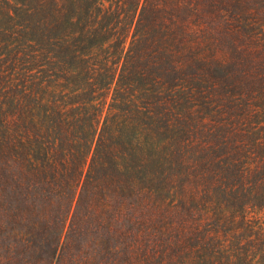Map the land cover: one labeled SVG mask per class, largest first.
Wrapping results in <instances>:
<instances>
[{
	"label": "trees",
	"instance_id": "trees-1",
	"mask_svg": "<svg viewBox=\"0 0 264 264\" xmlns=\"http://www.w3.org/2000/svg\"><path fill=\"white\" fill-rule=\"evenodd\" d=\"M0 264H264V0H0Z\"/></svg>",
	"mask_w": 264,
	"mask_h": 264
}]
</instances>
